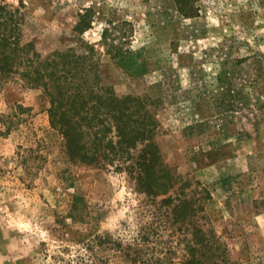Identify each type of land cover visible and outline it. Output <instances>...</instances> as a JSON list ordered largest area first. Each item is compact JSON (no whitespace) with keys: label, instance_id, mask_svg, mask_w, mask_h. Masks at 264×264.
<instances>
[{"label":"rangeland","instance_id":"1","mask_svg":"<svg viewBox=\"0 0 264 264\" xmlns=\"http://www.w3.org/2000/svg\"><path fill=\"white\" fill-rule=\"evenodd\" d=\"M1 3L45 56L96 48L102 92L155 127L176 185L152 196L131 159L73 161L46 91L0 80V264H188L202 236L264 264V0ZM170 196L197 212L164 214Z\"/></svg>","mask_w":264,"mask_h":264},{"label":"trees","instance_id":"2","mask_svg":"<svg viewBox=\"0 0 264 264\" xmlns=\"http://www.w3.org/2000/svg\"><path fill=\"white\" fill-rule=\"evenodd\" d=\"M177 1L184 11L185 0ZM22 16L19 8L0 4V80L18 74L27 86L46 91L52 103V125L63 134L73 161L103 165L107 160L131 159L132 174L142 189L152 196L160 194V188L168 193L176 185V173L162 159L159 146L152 139L155 127L141 121L128 100L102 92L105 87L100 84L96 48L90 45L89 52L83 55L69 50L45 56L34 43L24 41ZM86 27L87 21L82 19L78 30L83 32ZM102 37L111 54L122 53L114 42L109 43V29H105ZM114 131L115 137L110 136ZM140 144L143 148L137 150ZM177 200L180 202L175 204ZM167 204L174 206L164 211L169 216L172 212L183 215L197 212L187 198L170 196L163 201V205ZM256 204L264 207V198ZM190 226L200 232L194 223ZM218 242L198 237L189 245L193 255L188 264H237L227 249L221 252Z\"/></svg>","mask_w":264,"mask_h":264}]
</instances>
